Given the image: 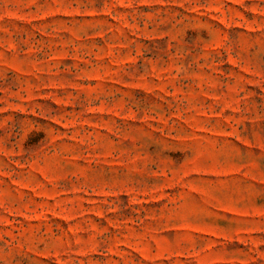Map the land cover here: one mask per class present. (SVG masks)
Wrapping results in <instances>:
<instances>
[{
	"label": "rangeland",
	"instance_id": "obj_1",
	"mask_svg": "<svg viewBox=\"0 0 264 264\" xmlns=\"http://www.w3.org/2000/svg\"><path fill=\"white\" fill-rule=\"evenodd\" d=\"M0 264H264V0H0Z\"/></svg>",
	"mask_w": 264,
	"mask_h": 264
}]
</instances>
